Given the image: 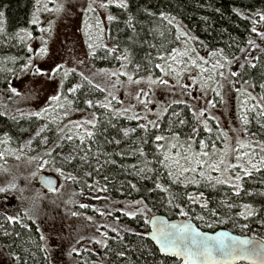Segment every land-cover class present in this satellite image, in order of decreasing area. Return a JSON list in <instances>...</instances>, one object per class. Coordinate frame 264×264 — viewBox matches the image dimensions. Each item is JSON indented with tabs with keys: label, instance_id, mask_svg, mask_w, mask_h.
<instances>
[{
	"label": "snow or ice",
	"instance_id": "1",
	"mask_svg": "<svg viewBox=\"0 0 264 264\" xmlns=\"http://www.w3.org/2000/svg\"><path fill=\"white\" fill-rule=\"evenodd\" d=\"M113 4L119 9H128L129 7L128 0H89L84 12L86 15L92 13L95 16L97 8L108 9ZM44 10L55 11L58 9H48L45 5ZM215 11L219 12L220 9L217 8ZM231 11L242 19L249 18L236 8ZM254 15L256 18L252 20L251 32L257 35L261 42H264V30H258L256 27L257 24L264 22V12H257ZM3 16L4 14L0 12V33L4 32ZM160 16L162 20L167 21L170 28L175 29L176 34L173 42H179L183 39L184 46L183 50L173 47L170 52L164 49L157 56V59L164 61V63H156L153 67L159 69L161 75L153 77L149 72L148 90L145 91L144 88H140L134 98L139 105L143 106V115L133 112L135 105L130 108H117L113 104V102L122 103L115 94L121 86L120 77H127L128 83L135 85L143 84L145 82L143 78L137 79L134 75L128 74L127 71L107 73L110 78H115L110 90L106 87L102 88L99 84H94L92 79L80 73V82L68 87V84L71 83L69 77L76 75L75 68L69 69L63 64L54 63V65L49 66L48 71H45L42 67L35 66L36 58H43L48 55L47 41L43 37H39L41 39L40 48L34 49L30 44L27 46V53L32 55L28 56L26 61H21L20 71L22 73L31 71L33 75L46 76L50 80H55L59 76L60 90L48 97L50 105L55 103L54 109L51 107L41 108L38 112L29 113V115L43 120L45 118L44 113L58 110L62 112L63 118H67L71 110H79L78 103L84 104L87 109L105 110L108 117L105 132L110 128L115 135L110 137L105 135L104 145L97 143L96 146L98 150L104 146H111L113 151H98L97 157L101 154L105 155V163L119 167L121 171L137 181V183H133L131 180L125 182L130 191L141 195V199L126 203L125 209H132V211H123V215L130 220H139L143 217L144 224L151 225V231L143 233L130 229H124V231H132V234L140 240H145L147 237L154 242L156 250L164 257L161 264H168L169 259H171L172 264H238V262L242 264L243 261H251L252 264H264V241H260L256 237L235 236L231 235L229 231L216 230L219 225L229 223L238 224L242 230H250L249 223L246 221L255 219H258L264 226V202L259 209L254 206L255 197L264 198V190L250 191L245 184V178L250 179L254 174H264V95L257 97L246 89L243 90L247 99L243 101L244 106L238 116L240 122L238 130L231 127L229 130H225L221 127L220 120L211 115V109L218 107L217 102L211 100L207 101L208 108H200L199 110L187 103L186 100H174L162 112L155 113L157 116L155 120L148 118L149 114H152L149 105L154 103V100L149 97L154 94L155 88L167 89L173 93L179 89L181 95L191 96L190 89H193L197 84L204 94L209 90L206 85L215 84L211 91L220 98V103H225L223 97L225 81H229L230 87L236 89L238 93L241 92L236 80L243 73L232 70L231 66L237 64L241 69L256 68L257 64L252 61L258 60L259 57H252L249 49H259L261 52H264V49H261L260 44H257L253 39H248L245 47L237 46V50L244 56L245 63H239L241 57L227 53L225 48L209 51L207 57L201 56L198 49L193 45L199 43L202 48L206 47L203 41L191 37L175 21L174 17H169L163 12L160 13ZM107 19L112 22L116 20V17L109 14ZM132 20L133 18L129 16L128 20L125 21L130 28L133 27ZM32 23L36 24L37 20L33 19ZM100 24L101 22L97 17L96 27L100 28ZM44 31L41 29V32ZM100 31L102 33L103 29L100 28ZM17 35L22 41L25 39V36ZM26 36L29 39L33 38L31 33H26ZM130 39L134 40L135 38L130 37ZM96 47L97 45L88 43L89 56L95 55ZM227 47L231 48L232 45ZM116 51L115 47L107 48V52L113 55ZM127 51L125 49L124 55L115 58L130 63ZM149 63H151L150 60ZM209 64L211 65L210 68L207 67ZM121 67L126 68L127 64L122 63ZM193 69H199L200 75L198 77L193 76ZM144 70L149 71L147 68ZM9 71L12 70L9 69ZM100 71L106 72L104 69ZM140 71L141 65L138 64L135 72L139 73ZM226 71L227 75H225ZM185 78L190 79L191 83H185ZM170 80L174 83H170ZM85 87L89 88L88 93H84ZM259 87L264 89V83L260 84ZM65 89L67 94H65ZM10 91L19 94L15 87L10 88ZM105 92L108 95L104 101L80 98L81 94L88 97L93 93ZM193 98L195 99L194 96ZM61 99H63V103L60 102ZM181 104L184 105L186 111L175 110V106ZM188 114H190V119ZM121 117L129 121H136V127H121L115 122ZM161 121H166V128L162 126ZM253 122L256 131L252 130ZM60 123V120L53 118L36 132L35 135L39 138L38 142L45 148L49 143H53L51 134H56L57 142L53 143V147L45 151L43 155L52 157L55 151H63L64 148L68 147V144H72L70 154L63 158V163L72 165L76 155L81 152H84L85 155L80 156V160H87L91 148L86 150L83 145L86 138L90 142H95L96 132L87 131L85 135H78V132H73L71 129L78 130L83 124H89L93 129L103 127L101 120L93 112L91 120L70 121L69 125H65L63 128L60 127ZM52 125H55V128ZM230 132L237 135V146L234 149L231 148ZM139 133H143V135H139ZM133 136L137 137L138 144L133 143L130 147L124 148L123 145L129 143ZM202 136L203 138H201ZM77 139L80 141L78 145L75 144ZM2 142L5 141H0V143ZM220 145L223 147H219ZM149 147L151 151L146 150ZM149 155L152 157L151 159H148ZM0 156H3V153H0ZM230 156L233 159H230ZM128 158L136 160V163L125 165L123 161ZM43 163L47 164L49 161L44 160ZM57 170L59 171V169ZM96 171L99 172L100 169H96ZM85 175L91 176L92 173H85ZM66 178L73 183L78 182L77 176L71 172ZM104 179L107 183L108 177ZM140 181H150L152 186L146 187L144 184H140L138 187ZM45 182L50 186L53 184L50 179ZM224 186H227L230 191L225 192L223 198L215 200L213 193H219V190ZM14 187L15 185H9L8 188H0V192H7ZM88 187L91 188L92 185H88ZM190 188H194L195 191H189ZM101 191H107V188H103ZM145 192L148 195H144ZM153 194L160 197L158 200L151 201L153 207H166L170 212L183 219L170 222L155 215L152 208L146 203L148 197ZM244 197H247L251 202L240 203L239 201L243 200ZM80 207L86 209L88 205L81 203ZM236 209L240 210L235 211ZM76 214L75 212L72 213L74 216ZM100 214L105 215L103 212ZM24 215L28 216V213L25 212ZM107 215H112V212L109 211ZM6 219L21 222L18 217L13 215H8ZM28 219L31 221L30 216ZM22 226L27 227L26 224H22ZM201 226L211 231H203ZM111 231L116 233V239H122L117 228L113 227ZM7 235L9 233L5 232V236ZM102 236L103 240H95L94 243H103L107 250V233H102ZM41 239H44L42 235ZM116 255L124 257L125 253L120 251ZM16 259L19 260L20 257H16Z\"/></svg>",
	"mask_w": 264,
	"mask_h": 264
},
{
	"label": "trees",
	"instance_id": "2",
	"mask_svg": "<svg viewBox=\"0 0 264 264\" xmlns=\"http://www.w3.org/2000/svg\"><path fill=\"white\" fill-rule=\"evenodd\" d=\"M35 0H0V12L3 16L4 32L0 33V87L3 89L8 88L9 75L12 71L19 67L21 61H25L29 53H27V46L30 39L26 36V33L35 32V24L32 23L34 19V10L36 8ZM128 9H119L115 7V4L108 9H104V19L100 24V28L103 29L101 33L100 28L96 27V16L92 13L85 14L84 17L91 22V33L95 36V42L92 41L95 48V55L89 56V62L94 68L99 67H112L117 72L127 71L130 75L141 76L144 74H151L153 77L160 76L159 69L153 67L156 63H162L157 59V56L166 49L168 52L171 48L175 47L177 42H173L175 36V29L170 28L167 25L166 20H162L160 13L163 12L169 17H174L175 21L179 23L184 30H186L191 37H196L198 41H203L206 47H201L199 43H195L193 46L199 51V54H205L207 57L208 52L225 48L227 53L234 54L237 57H241L239 63H245L244 56L237 50V46L245 47L248 39H253L257 44H260V48L264 49V42H261L260 38L251 32L253 27L252 20L255 19V13L264 12V0H128ZM217 8L219 12L215 11ZM236 8L245 13L249 18L242 19L236 16L231 10ZM111 14L116 17V20L109 22L107 16ZM151 14V15H150ZM129 16L133 18V27L130 28L125 23ZM258 30H264V22L256 25ZM84 31V30H83ZM85 33V31H84ZM25 36L22 41L18 35ZM130 37H134L132 40ZM183 40V39H181ZM235 40V43H233ZM192 42L190 41V44ZM232 45L228 48V45ZM106 46V47H104ZM115 47L117 51L113 55L107 52V48ZM127 49V55L129 56L130 63L128 61L117 60L116 56L124 55V50ZM89 51V48H88ZM249 53L252 57H259L258 60L252 62L257 64L256 68L247 67L241 69L237 64H233L232 70L239 73H243L236 83L241 89L238 93L236 89L232 88L235 96L234 103L238 112V116L241 114L240 110L243 108V101L247 99V96L243 94V90H247L257 97L264 95V89L259 87L264 83V52L259 49H249ZM202 56V55H201ZM12 58H15L14 60ZM149 60L151 63H149ZM127 64L126 68H122L121 64ZM141 65V71L135 72L136 66ZM207 67H211L209 64ZM147 68L149 71H145ZM11 69L12 71H9ZM77 73V72H76ZM227 75V71L225 72ZM124 77V76H123ZM69 78H72L70 76ZM231 79V78H229ZM246 82V83H245ZM60 90V89H59ZM65 91V90H64ZM89 88H84V93H88ZM65 94H67L65 92ZM108 94L105 93H93L91 96L86 97L81 94L80 98H91L94 101H104ZM70 99L72 97H69ZM63 103V99L60 101ZM172 103V102H171ZM169 103V104H171ZM55 104V103H54ZM168 104V105H169ZM119 107L117 104L115 105ZM49 107L55 108L50 105ZM79 110H71L69 116L76 113L84 112L87 114V118H82L83 121L91 120L93 112L101 120L103 127L93 129L89 124H83L80 129H71L73 132H78V135H85L87 131L96 132L94 138L95 142H90L87 138L84 142V149L91 148V152L88 153V159L85 161L80 160V156L85 155L84 152L78 153L76 159L72 165L63 163V158L59 154V150L55 151L52 157L44 156L43 153L53 147V143L56 141V134H51L53 143H49L47 148L43 145L36 147L32 151H22L19 148L18 137L33 128L40 119L30 116L29 114H14L6 109H0V169L3 168L8 161L16 160L20 161L25 157L38 164V160H48L47 167L59 165L68 175L72 173L77 176V183L69 180V188L72 191L78 192V199L80 196L88 198L89 202L93 204L94 208H83L87 210L93 219H97V222H101L102 218L98 217L100 213H105L102 217H105L109 223V226L104 227V233L108 236V249L106 250L103 243L100 246H92L90 241L83 240L82 244H72L70 250V260L72 264H161L164 257L161 256L156 250L153 243L145 237V240H140L137 236L132 234V231L143 233L148 231V225L143 222V217L139 220H130L123 215V211H132V209H125L124 205L132 200L141 199V195L130 191L126 185V181L131 180L133 183L137 181L130 175L121 171L119 167H113L110 164L105 163L106 156L101 154L97 157V152H112L111 146H104L101 149H97L96 144L104 145L105 135L109 137L115 135L112 129H108L106 121L108 119L105 110L103 109H87L84 104L78 103ZM176 111H186L184 105L175 106ZM187 114V113H186ZM68 116V117H69ZM189 119L190 114H188ZM44 121L47 123L56 118L61 121L60 127L69 125L70 121L74 119L63 118L61 111H50L44 113ZM121 127H136V121H129L123 117L115 121ZM162 126L167 127L166 121H161ZM55 128V125H52ZM253 131H256L255 124L253 122ZM143 135V133H139ZM203 138V136L201 137ZM80 143L79 139H77ZM67 144V141H65ZM133 143L138 144L136 136L132 137L129 143L123 145L124 148L130 147ZM151 151L149 147L146 149ZM152 157L149 155L148 159ZM35 159V160H34ZM54 161V162H53ZM119 163V160H118ZM125 165L136 163V160L128 158L123 161ZM36 170H40V167H35ZM48 169V168H43ZM96 169H100L99 172ZM36 171V172H37ZM91 172V176H86L85 173ZM38 173L33 174L29 181L36 182L35 176ZM105 177H108L107 183ZM264 174H254L252 178H245V184L250 191L264 190ZM23 183V180L19 181ZM37 183V182H36ZM35 183V184H36ZM144 184L146 187H151L150 181H140L137 185ZM39 185V184H38ZM88 185H92L91 188ZM35 187V186H34ZM107 188V191H101V189ZM11 189V188H10ZM16 190V188L12 189ZM189 191H195L194 188H190ZM230 189L227 186L222 187L219 193H213V198L219 200L223 198L225 192H229ZM21 192V191H20ZM206 191V195H207ZM144 195H148L146 192ZM5 196H11V191L2 192L0 198ZM160 197L153 194L148 197L146 203L152 208L155 214H163L165 216L176 218L178 215L170 212L166 207H153L151 201L158 200ZM4 205H12V214L14 211L15 217H18L21 222L8 221L5 217V221L1 224L4 230L10 234L9 242L3 240L0 237V245L4 249L6 255L12 260L16 261V264H52L50 258L49 249L46 244L41 241V236L37 228V224L33 220L31 214L26 210L20 209L21 206H15L14 203L6 198ZM255 207L259 209L264 198L255 197ZM119 202V203H114ZM240 203L251 202L247 197L239 201ZM215 206V205H213ZM17 207V208H16ZM4 209H0L3 212ZM236 209L235 211H239ZM101 211V212H99ZM111 211L112 215H107ZM199 211V209H197ZM0 212V213H1ZM4 212H6L4 210ZM27 212L31 217L29 221L28 216L24 213ZM99 212V213H98ZM9 215V214H8ZM6 214V216H8ZM104 221V220H103ZM106 221V223H107ZM249 223L250 230H242L238 224L219 225L217 228H227L231 231L240 234H248L264 240V226L261 225L258 219L246 221ZM22 224H26L27 227H23ZM198 226L199 223L197 222ZM117 228L119 230L120 237L122 239H116V233L111 231V228ZM202 229H207L203 228ZM216 228V229H217ZM102 229V226H101ZM124 229H130L132 231L125 232ZM210 230V229H207ZM98 239L103 240L102 234H98ZM75 249V251H73ZM123 251L124 257L116 255L117 252ZM16 257H20L19 260ZM168 264H172L171 259L168 260ZM241 264V263H239ZM244 264V263H242Z\"/></svg>",
	"mask_w": 264,
	"mask_h": 264
},
{
	"label": "rangeland",
	"instance_id": "3",
	"mask_svg": "<svg viewBox=\"0 0 264 264\" xmlns=\"http://www.w3.org/2000/svg\"><path fill=\"white\" fill-rule=\"evenodd\" d=\"M35 1L36 8L34 10V19L37 20V23L35 24V32L32 35L33 38L30 39L29 44L34 49H38L41 47V39H39V37H43V39L47 41L48 48V55L43 58H36L35 66L42 67L45 71H48L49 66L54 65V63H60L65 65L66 68L76 69L77 73L75 77L69 78L71 83L68 84V87L80 82L81 77L79 74L83 73L85 76L89 77V79H92L94 84H99L102 88L106 87L111 90V85L115 82V78H110L107 73L115 71L113 66L94 68L89 62L88 43L92 41L95 42L96 36L90 31L92 28L91 22L84 17V9L87 7L89 0ZM45 5H47L48 9L58 10L45 11ZM97 11L96 18L98 17L102 23L105 13L104 9L97 8ZM41 29L45 31L41 32ZM183 46L184 41L181 40L176 43L175 48L183 50ZM206 53L207 52L201 55L205 56ZM30 55L32 54L29 53L28 56ZM162 63H164V61H162ZM21 67L22 64L20 63L19 67L10 73L7 82L8 88L3 89L0 87V109H6L14 114L28 115L29 113L38 112L41 108L49 107L48 97L59 91L60 77L57 76L55 80H50L49 77L46 76L33 75L31 71L22 73L20 71ZM101 69L106 70V72H101ZM192 74L198 77L200 75L199 69H193ZM134 77L137 79L143 78L145 82L141 85L129 84L127 77H120L121 86L115 94L122 103L117 104L113 102V104L125 108H130L135 105L133 112L143 115V106L139 105L134 98L140 88H144L145 91L148 90L149 85L147 80L149 74L137 75ZM184 82L190 84L191 80L185 78ZM170 83H174V81L170 80ZM224 83L223 97L225 103H220V98L216 97L211 91V88L215 87V84L206 85L209 89L206 94L200 91V87L197 84L193 89H190L192 92L191 96L181 95L179 89H176L175 93H173L167 89L155 88L154 94L149 97L154 100V103L149 105L152 109V114H149L148 118L155 120L157 118L155 113L162 112L163 109L174 100H186L187 103L194 106L197 110L200 108H208L209 105L207 101L211 100L218 104L217 108L211 109V115L220 120L221 127L225 130H229L230 127L238 130L240 122L234 103L235 94L229 85V81H225ZM12 87L17 89L18 95L10 91ZM105 94L108 93L105 92ZM141 98L143 99V97ZM51 105L55 107L54 103ZM86 116V113L78 112L67 117V119L71 118L75 121H83L82 118L86 119ZM44 124H47V122L40 120L33 128L18 137L20 150L24 152L32 151L36 147L42 145L38 142L39 138L36 137L35 134ZM83 127L85 128L86 126L83 125ZM230 136L232 138L231 148L234 149L237 146V135L234 132H230ZM240 138L243 139V137ZM29 141H31V143H29ZM75 144H79L77 140ZM72 147V144H68V147L64 148L63 151H59V154L62 157L68 156ZM219 147L223 146L220 145ZM229 158L233 159L231 156ZM33 162L34 161L30 160L28 157H25L20 161H8L3 165V168L0 169V188H8L9 185H15L14 188L17 189V191L12 190L14 188L9 189L8 191H11V196L0 198V209L2 208L6 211H0V237L3 238L4 241L9 242L10 234L5 236V232L7 231L4 230L1 224L5 221V217H7L6 214L14 216L16 212L14 211L12 214L11 204L4 205L5 200L3 198H6L11 200L15 206H21L20 209L26 210L32 215L33 220L37 224L40 236L42 235L44 237L41 241L46 244L47 249H49L52 264H72L69 254L72 249V244H82L83 240H86L90 241L92 246H100V244L95 245L94 243L95 240H99L96 233L99 235L104 233V227L109 226V223L101 214L98 215V217L102 218V221L97 222V219H93L89 216L90 214L87 210L80 207V204L84 203L88 205L87 208H94L88 198L80 196L78 199L77 197L80 193L78 194V192L70 190V182L69 179L66 178L67 174L62 171L63 169L59 165H54L52 167L49 165V167H47L42 160H38L37 165ZM35 167H40L41 169L37 171ZM45 167L48 169H43ZM57 169H59V171ZM39 172L50 173L57 178L56 187L52 191L44 188L38 182L36 176L35 179L37 183L29 181L33 174L35 175V173ZM18 180H23V183H19ZM1 193L2 192H0V195ZM73 212L77 214L74 216L72 215ZM89 217H91V219H88ZM0 264H16V261L6 255L1 245Z\"/></svg>",
	"mask_w": 264,
	"mask_h": 264
},
{
	"label": "water",
	"instance_id": "4",
	"mask_svg": "<svg viewBox=\"0 0 264 264\" xmlns=\"http://www.w3.org/2000/svg\"><path fill=\"white\" fill-rule=\"evenodd\" d=\"M48 179H50L51 181H53V184H52L51 186L48 185V184L45 182V181L48 180ZM37 180H38V182H39L44 188H46V189L49 190V191H52V190L56 187V184H57V178H56L53 174H50V173L39 172V173L37 174ZM155 215L160 216V217H163V218L169 220L170 222H171V221H179V220L183 219L182 217L171 218V217L165 216V215H163V214H155ZM201 230H203V231H211V230L202 229V228H201ZM216 230H217V231H220V230H223V231H229L231 235H235V236H241V237H243V236L254 237V236H249L248 234H240V233H236V232H233V231H231V230H229V229H227V228H217ZM148 231H151V225H148ZM256 238H257L258 240H260V241H264V240H262L261 238H258V237H256ZM151 242H152V241H151ZM152 243H153V245L155 246V243H154V242H152ZM155 248H156V246H155ZM157 251H158V250H157ZM158 253H159V252H158ZM239 263H241V262H238V264H239ZM242 263H244V264H252L251 261H243Z\"/></svg>",
	"mask_w": 264,
	"mask_h": 264
}]
</instances>
